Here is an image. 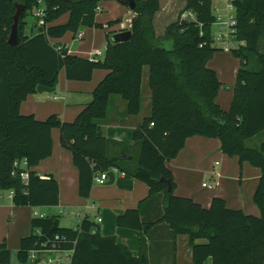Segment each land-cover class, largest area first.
I'll return each instance as SVG.
<instances>
[{"label": "trees", "instance_id": "1", "mask_svg": "<svg viewBox=\"0 0 264 264\" xmlns=\"http://www.w3.org/2000/svg\"><path fill=\"white\" fill-rule=\"evenodd\" d=\"M102 0H44V24L32 35L24 33L28 14L34 15L39 0H0V189L14 191L17 206H57L59 184L51 175H39L34 167L53 151L52 129H60L62 146L71 150L79 170V192L88 197L97 172L117 168L126 176L149 186V196L138 207L118 215L120 227L139 230L144 249L145 234L158 222H166L175 235L187 234L196 264L209 257L213 264H264V0H234L236 37L244 42L232 48L240 60L229 109L217 102L222 85L209 61L220 49L213 25L217 18L213 0H186L178 20L158 33L155 18L160 0H135L129 41L114 43L106 33L104 57L90 61L70 53L64 43L52 42L82 26L102 27L96 20ZM129 5L127 0H118ZM25 6L20 21L18 45L8 42L16 13L15 3ZM130 6V5H129ZM186 12L192 16L184 17ZM68 14L65 22L55 23ZM116 20H111L112 26ZM78 33V32H77ZM60 46V49H58ZM149 68L151 111L134 131L140 144L135 167L123 164L126 157H110L108 139L99 120L107 115L110 97L128 102V113L142 107V79ZM68 79L90 80L96 69L107 70L92 92L91 101L72 121L57 114L39 120L21 113L20 106L38 85L56 88L59 72ZM202 135L221 140L222 151L238 156L261 169L254 200L261 216L246 214L215 197L210 207L175 194L176 182L167 160L176 157L188 137ZM258 137V141L254 138ZM126 156V155H123ZM27 160L28 181L14 162ZM159 201L164 212L153 221L142 217L144 203ZM60 215L34 216L31 235L22 238L13 262V252L0 242V264H28L29 251L55 235H64L63 248H74L71 264H147L144 253L135 256L115 235H102L99 226L85 217L79 228L60 225ZM96 228V231H93ZM40 229V233L37 230Z\"/></svg>", "mask_w": 264, "mask_h": 264}, {"label": "crops", "instance_id": "2", "mask_svg": "<svg viewBox=\"0 0 264 264\" xmlns=\"http://www.w3.org/2000/svg\"><path fill=\"white\" fill-rule=\"evenodd\" d=\"M185 3L186 0H181V4H177L178 12L184 8ZM160 4L161 9L156 15L155 25L159 21L162 22L164 24L162 31H164V27L174 22L178 14L176 16L171 14V10L175 9L173 0H160ZM213 6L224 7V3L220 0H216V2L213 0ZM188 14L189 12H186L183 15ZM133 16L134 12L129 18V24L120 25V29H115L112 33L115 34L130 29ZM59 19L55 23H58ZM112 20H115V18ZM32 26L37 30L32 29L31 31L37 33L39 25L36 17ZM214 35L216 36V34ZM55 39H52V42L67 45L66 42ZM68 48L71 54L83 57L82 54L75 53L69 46ZM238 61L239 63L236 61L235 67L239 68L240 60L238 59ZM210 67L217 72L219 79L223 82L224 78L222 79V77L224 75L218 72L217 66L216 68L212 65ZM147 68L144 69L142 79V107L140 113L129 114L128 102L120 95H112L107 115L99 120L102 131L108 139L109 156L126 157V160L122 162L130 168L135 167V161L140 151L139 142L134 140V131L143 122L144 118L150 114L152 106L149 68ZM238 68H234V71L235 69L238 71ZM107 72L104 69H96L90 80H75L68 79L65 69L64 71L61 70L59 72V83L55 90H58L59 93L50 94L44 97L45 99L43 94L48 92L39 93L37 91L30 94L21 103V113L34 114L39 120H45L51 114H57L65 121H72L91 101L93 90ZM229 78L230 76H227L228 81ZM233 80V85H235V76ZM227 89H230V87L227 86ZM233 91L230 93L229 98L231 102ZM59 100H62L61 103L58 102ZM216 100L223 109H229L231 105L229 100L224 102L221 96H218ZM52 138L53 151L51 155L42 159L34 169L41 176L51 174L57 179L60 201L57 206L36 207L34 214L35 211L50 213L53 210L63 208L66 211L63 215L72 214L70 217L71 223L68 222L69 225H64L61 214L59 217L60 225L73 229L79 228L82 220L88 217L99 226L102 235H115L117 241L127 246L135 256L144 253L147 264H196L189 236L187 234L175 235L166 222L156 223L145 234L144 249L141 247L142 234L139 230L117 225L116 219L119 214L129 208L138 207L141 201L148 198L149 186L146 183L119 172L116 174L113 184L108 185L106 182L104 185H99L94 183L90 195L88 197L82 196L79 192V170L74 165L71 150L61 144L59 128L52 129ZM166 163L174 175L176 195L192 198L204 207H210L215 197H221L225 199L227 206L230 208L241 209L249 215L261 216V210L254 200V194L262 174L261 169L254 168L255 166L252 167L249 162L240 163L238 156L225 154L221 149L219 138L202 135L190 136L179 154L167 160ZM204 183H207V185L204 186ZM144 204L142 217L146 221H153L164 212L163 205L159 201ZM27 206H17L13 198L10 197L9 191L0 189V217L5 213L9 217L7 223L13 226L11 231L0 227V242H6L8 248L13 252V258H16L22 238L31 235L33 231L31 222L34 216L26 217L23 213ZM99 218L102 220L99 221ZM203 264H213L212 258L209 257Z\"/></svg>", "mask_w": 264, "mask_h": 264}, {"label": "rangeland", "instance_id": "3", "mask_svg": "<svg viewBox=\"0 0 264 264\" xmlns=\"http://www.w3.org/2000/svg\"><path fill=\"white\" fill-rule=\"evenodd\" d=\"M214 1L216 2V0H214ZM173 2H175V4H174L175 9L173 11L171 10V14L173 16H176L178 14V16L176 18V20H178L180 15H181V11L178 12V10H177L178 5L177 4H181V0L180 1H177V0L174 1L173 0ZM132 14H133V10L127 4H124L118 0H102L101 2H99V6L97 8L96 20L98 22L102 23L105 28L82 26L77 32L82 31L83 32V38L77 37L76 36L77 32L68 31L62 37L56 38L55 40L66 42L67 45L75 53L76 52L80 53V54H82L83 57H89L90 53H96L98 50L102 51L101 57H104L105 47H106V31H108V33H112L115 29L119 30L120 25H123L124 23L129 24V22H130L129 18ZM188 15H183V18L188 17ZM67 16H68V14H64L63 16H61V18L59 19V22H61V23L65 22L67 20ZM114 18L117 22H114V24L112 26H110L109 23ZM34 22H35V17L32 14H28L26 17V21H25V27L23 28L25 34L31 35V34L35 33L34 31L37 29H35V27L32 26V24H34ZM155 26H156L159 34L163 32L162 28H163L164 24L162 22L159 21ZM32 29H34V31H31ZM213 31H214V34H216L215 44L218 45L220 47V49H218L216 51V53L211 58V60L209 61L208 64H210L209 66L212 65L215 68L217 66L218 72H220L221 74L224 75V77H222V79L223 78L224 79H223L222 85L218 91L217 97L221 96V99L224 102H227L230 98V93L234 90L233 78H234V76L236 77V72H237L236 69L234 71V68H238L237 66L235 67V65H236V61L238 63H239V61H238V59H236L234 57L231 49H229L226 46H227V44H230L229 46H231V47H237L240 45L241 42L238 40V38L235 35L231 38V41L227 42V43L223 40H220V39L218 40L217 36L222 32L220 25H217V24L214 25ZM112 34H114V33H112ZM259 49L261 52H264V39L261 40L260 45H259ZM62 70L64 71V68ZM227 76H230L229 81L227 79ZM227 86H229L230 89H227ZM58 93H59L58 90L55 92H52V93H44L43 98L49 96L50 94L54 95V94H58ZM61 101L62 100H59L58 102L61 103ZM229 102H230L229 104H231L230 100H229ZM258 137H259V139L263 138L264 133L260 134V136H258ZM258 137L254 138L253 142L258 141ZM139 154H140V151H139ZM252 167H254V166L252 165ZM254 168H256V167H254ZM35 208L36 207H33V206H27L24 209L23 213L26 215V217L35 216V214H34ZM71 215L72 214H70V213L64 214V215L62 214V223L64 225H69L68 222L71 223L70 222ZM8 219H9V217L5 213H3V215L0 217V227H2L4 230L11 231L13 226H11L9 223H7ZM16 261H17L16 258H13V262L16 263Z\"/></svg>", "mask_w": 264, "mask_h": 264}, {"label": "built area", "instance_id": "4", "mask_svg": "<svg viewBox=\"0 0 264 264\" xmlns=\"http://www.w3.org/2000/svg\"><path fill=\"white\" fill-rule=\"evenodd\" d=\"M220 1L224 3V7L214 6V11L217 18L216 24L221 26V31H222L217 37L218 40L220 39L227 43L231 41V38L236 33V28H235L237 23L236 10L233 3L234 0H220ZM192 15H193L192 12H189L188 16H192ZM34 16L37 18L39 26L44 24V16H45L44 0H39V7L34 11ZM76 36L82 38L83 33L78 32L76 33ZM214 37L216 40L215 35ZM240 42H241L240 45L244 43L242 41ZM229 45L230 44H227L226 47H228L229 49L235 48ZM106 47H105V51H106ZM58 49H60V46H58ZM101 56H102V51L98 50L96 53H90L88 59L90 61H94L96 59L102 58ZM23 168L26 170H23L21 172V177L25 182H27L29 175L27 170L26 159H17L14 162L13 173L15 174L16 172H18L17 170ZM109 171H113L115 175L119 173V170L115 167ZM109 171L97 172L94 176V183L99 185L106 184V182L109 180V176H108ZM203 185L206 186L207 183H204ZM9 193H10V197L13 198L14 191L11 190L9 191ZM63 213H66V211L63 208L53 210L50 213L35 211V215L38 217L61 215ZM98 220L101 221L102 219L99 218ZM93 231L95 232L96 228H93ZM37 232L40 233V229H38ZM66 241H67L66 236L60 234H57L53 238H49L45 240L44 242L41 243V245L38 248H34L29 251L28 264H71L74 248L71 249L63 248L62 244L65 243Z\"/></svg>", "mask_w": 264, "mask_h": 264}, {"label": "water", "instance_id": "5", "mask_svg": "<svg viewBox=\"0 0 264 264\" xmlns=\"http://www.w3.org/2000/svg\"><path fill=\"white\" fill-rule=\"evenodd\" d=\"M127 1L131 8L135 6V0H127ZM15 7H16V13L13 16L14 22L11 26V32L8 38V42L12 46L18 45L20 41V36H19L20 21L25 12V6L22 3L16 2ZM131 36H132V31L130 29L123 30L113 34L112 40L114 43L126 42L131 39ZM55 90L56 88L48 87L42 84L37 86V91L39 93H44V92L52 93ZM108 176H109V180L107 181V184L108 185L113 184L116 179L115 173L113 171H109Z\"/></svg>", "mask_w": 264, "mask_h": 264}]
</instances>
